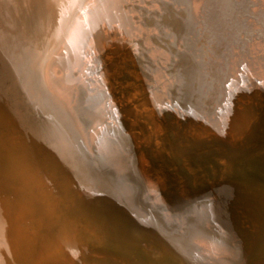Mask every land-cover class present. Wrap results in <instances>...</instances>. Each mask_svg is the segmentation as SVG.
Masks as SVG:
<instances>
[{
    "label": "bare ground",
    "instance_id": "bare-ground-1",
    "mask_svg": "<svg viewBox=\"0 0 264 264\" xmlns=\"http://www.w3.org/2000/svg\"><path fill=\"white\" fill-rule=\"evenodd\" d=\"M150 1L146 14L144 0H84L79 8L80 0H14L19 23L28 20V27L38 30L29 45L41 67L44 91L63 109L87 159L79 161L49 129H42L34 145L19 143L22 135L18 142L0 132V264L56 263L68 227L78 221L72 214L78 200L89 202L96 213L93 225L102 237V260L86 255L75 259L79 255L65 258L66 264H147L135 251L143 238L160 246L163 264H180L174 257L178 253L188 260L193 256L215 264L217 257L219 264H227L230 251L224 243L199 231L200 222L212 226L207 215L203 222L192 215L197 210L185 208L168 226L176 211L172 188L178 190L182 181L167 134L174 120H181L185 139L192 144L189 154L201 165L198 155L207 166L214 159L220 181L238 168L245 114L259 102L264 106V35L255 34L262 28H255L254 17L252 28L220 59L223 46L215 30L223 20L221 1L216 12L208 0H177L171 4L180 11L177 27L163 0ZM42 5L52 15L45 22ZM199 16L213 22V36L207 27L212 65L202 62L205 70L202 64L194 69L189 63L193 55L181 46ZM40 21L54 23L44 38ZM211 69L215 76L208 82ZM144 77L151 79L147 85ZM222 186L232 224L225 226L238 234L229 236H235L240 248L244 237L255 244L264 234V213L254 202L253 190L231 181ZM159 236L172 245L163 244Z\"/></svg>",
    "mask_w": 264,
    "mask_h": 264
},
{
    "label": "water",
    "instance_id": "water-1",
    "mask_svg": "<svg viewBox=\"0 0 264 264\" xmlns=\"http://www.w3.org/2000/svg\"><path fill=\"white\" fill-rule=\"evenodd\" d=\"M144 10L146 14L149 13L147 3L151 2L150 0H144ZM156 0H153L155 2ZM158 3L160 0H157ZM156 1V2H157ZM177 0L160 1L165 4V8H168V12L177 27L178 21H180V11L174 9L171 4L176 3ZM223 3L224 14L223 20L218 25V31L215 30L216 39L220 37V43L223 46V50H221V58L223 59L226 56V53L229 51V46H231L232 41H236L235 43H239V39L241 38V34H245L246 30H250L252 28V22L254 21V17L258 20V28L259 26L262 28L264 32V1L262 0H220ZM257 2H260V6L254 8L257 5ZM259 4V3H258ZM251 8H254L253 10ZM152 16L149 14L148 19H151ZM213 22L207 17L204 16V20H202V16L197 19L196 22L192 25L194 27L193 32L189 37H184V41L181 44L184 48V52L189 50L193 55V59L189 57L191 60L189 63L194 69H199V64L211 63V55L212 53L209 50V45L212 50H214L213 45L208 42L207 39L213 36ZM210 36L208 35V29ZM257 30V29H255ZM195 32V35H194ZM232 39L231 42L228 41ZM233 43V44H235ZM232 47V46H231ZM227 49V51H225ZM218 58V55L216 57ZM210 60V61H209ZM209 61V62H208ZM216 63L222 64V60H217ZM201 69L205 70V66ZM203 74L205 75L204 71ZM211 71V72H210ZM207 78L208 82L213 80L215 76V70H208ZM151 79L149 77H144L143 82H149ZM147 85V84H146ZM205 85H202V87ZM206 106V105H205ZM203 106L202 109H205ZM206 110V109H205ZM244 119L248 120L246 124L247 131L243 134V137L239 139V144H241L242 153L237 158L236 164L242 163L246 160L252 162V165H258L260 169V174L258 176H254L250 178L246 176L249 171L242 169V167L234 169L230 174L227 175L223 180H218L221 178L218 169H215V160L212 157V164L208 162L207 164L204 160L198 155V162L193 160V155H190L189 152L192 151V144L185 139L184 133V125L181 120L175 119L174 123L169 126V133L167 137L170 138L171 151L174 159L177 158V166L179 170V180L182 181V185L177 187H173V194L176 195V211L172 214V219H169L168 226L174 225V216L181 211H184L185 208H188L190 211L197 210L198 214H192L197 218L200 217L202 220L204 215H207L210 219L211 227H206L200 222V232L214 236L220 243H224L225 247L230 251L229 259L226 260L227 264H264V234L262 237L257 239L256 243L251 242L250 244L244 237L245 244L240 248L237 245L235 236L231 238L229 235L237 234L233 232V228H226L225 223L230 224L229 220V210L227 209V201L223 195V189L221 188L222 183L227 184L228 182H232L233 185L236 184H250L253 190V198L256 205L260 208V210L264 213V106L259 102L256 104V108H252L245 114ZM154 154V152H153ZM152 157L155 156V154ZM258 174V172H257ZM256 174V175H257ZM176 179L172 177L173 184L175 185ZM221 183V186L219 184ZM253 185H252V184ZM178 184V183H177ZM171 189V187H170ZM215 191H218L216 195H214ZM190 213V212H187ZM156 217H160L156 214ZM204 222V220H202ZM163 225H167L163 222ZM229 227V226H228ZM173 235V234H172ZM160 237V236H159ZM176 240V239H175ZM162 243H170L164 237H160ZM247 241V242H246ZM177 244L181 247L179 241ZM163 243V244H164ZM248 243V244H247ZM171 244V243H170ZM176 244V243H175ZM172 245V244H171ZM259 245V246H258ZM259 247V248H258ZM262 247V248H261ZM258 249H261L258 251ZM178 256V257H177ZM177 256H174L180 264H207L197 260L192 256L190 260L186 259L184 256L179 253ZM194 258V259H193ZM216 263L219 264L217 257H214Z\"/></svg>",
    "mask_w": 264,
    "mask_h": 264
},
{
    "label": "rangeland",
    "instance_id": "rangeland-1",
    "mask_svg": "<svg viewBox=\"0 0 264 264\" xmlns=\"http://www.w3.org/2000/svg\"><path fill=\"white\" fill-rule=\"evenodd\" d=\"M83 1L84 0H80V2L78 3L79 6H77L78 8L80 7ZM23 2L24 0H21V3ZM219 3H220V0H208L207 1V4L213 5V9L216 12L218 10L217 8H219L220 6ZM256 3L257 5H255L254 8H257L258 6H260V2L256 1ZM15 5H17V3H14V0H0V13L2 14V15L0 14L1 16L0 17V132L1 133L3 132L8 137H12L14 139L17 138L18 142L22 138L23 141L20 140L19 143L26 144V145H34L35 143L38 142V139L42 137L41 136L42 135L41 131H43L42 129H45V130L49 129L50 136L52 135H53L52 137L56 136L61 140V142H65L69 146V148L72 150L73 155H75L79 161H81L82 157H85L87 159L84 153L85 150L82 148L79 140L75 137L66 119L64 118L63 109L59 107L58 105H56V103L51 99V97L44 91V87L41 83L42 80L40 78L41 67L40 65L38 66L36 64L37 60H35V52L32 50L31 44L29 45V43L32 41L31 35L33 36V32L35 33V31H38V30L36 29V27L33 30L31 27L29 28L28 20L27 22L24 20L23 22L24 24L19 23L18 20L21 14L18 15L17 11L20 10V8L18 5L17 6ZM40 10L43 13V15H45L46 17L43 20L45 22V20H47L51 14L50 12L49 13L46 12L44 6ZM12 14L14 17L12 16ZM4 15H5V18H4ZM15 16H18L17 17L18 19ZM17 22L19 24H17ZM42 22H41L42 26L40 27L39 30H40V33H42L43 27H44L43 24H45V27H44L45 33H42L44 35L43 36L44 38L49 33V31L53 29L54 23L50 24L49 22L47 23H44V22L42 23ZM49 24L50 26L46 27V25H49ZM64 30H66V28L63 29L62 34H64L63 33ZM261 33L264 35V32L262 31V29L261 30L257 29L255 34L258 36ZM251 37L252 36H250L247 40H249ZM232 45L234 44L232 43ZM38 49L39 51H43L45 49V44H43V47L41 48L39 47ZM227 85L228 84L225 82L224 83L225 88L222 86L223 87L222 89H224V90L221 89L222 93L226 91ZM210 101H211L210 99L209 100L207 99L208 105H210V103L212 102ZM18 138L20 139L18 140ZM34 140L36 141L35 143H34ZM239 167H242V169L244 170H247V169L249 170L247 172L248 174H246V176L248 177L250 175V177L253 178L254 176H258L260 174V169L259 168L257 169L258 165L252 166V162L249 160L239 163L238 168ZM54 173L56 174V172ZM251 174H253L254 176L252 177ZM240 185H242L246 189L249 188L248 190H254V188L250 184L244 183ZM89 204H90L89 202H85V201L80 202L78 200V205H77L78 208L76 211H73L72 214H74L75 216L77 214V216H79L77 217L79 223L78 225H76V222L78 221L75 220V224L73 226L75 227L74 230L72 229L73 227L70 228L71 225L70 227H68L69 232L66 231V235L68 239L66 240L67 242L65 241V238L63 237L64 243H66L67 246L66 245H64L65 247L62 246V248L65 249L66 251L61 248L59 255H61L62 253L63 254L65 253V254L64 255L62 254L61 256H59V259L57 258L56 259L57 261L54 264H66L65 261L63 260H66L67 258H75L74 256H79V255L80 256L76 257L75 259L79 260L80 257H81L80 259H82V257H86V256H87L86 258H96L97 260H100L102 258L101 253L103 249V241L101 240L102 237L99 234L100 232L98 230V227L96 225H93V220H94V216L96 213L91 209V206ZM85 214H87V217H85L86 216ZM84 218L86 219L90 218V220L88 219L86 220ZM84 220L86 221L84 222ZM90 221L92 222V224L89 223ZM87 223L91 224L90 228H88L89 224ZM83 224L84 225L86 224V225L84 226ZM96 230H98V232ZM79 234H81L83 238L81 237V235L79 236ZM84 234H87L88 237H86V235L83 236ZM81 238H82V241H81ZM84 239L87 241V243L85 241L87 246L84 244ZM92 239H96V241ZM99 241L101 242L99 243ZM78 243L80 244L78 245ZM76 245L78 246L77 248H75ZM158 246L159 245L157 243H151L149 239L143 238L140 245L137 246L135 251L141 256V258L144 259V261L147 264H153V263L163 264V258H162V253H161L162 249L160 248L161 249L160 251L157 248ZM72 247H74V249ZM138 248H139V251H138ZM93 250L95 251L92 252ZM141 250L144 252H142ZM147 250L153 252L154 255L150 257L149 256L150 253H148ZM97 255H99L100 258ZM75 261H73L72 264H76Z\"/></svg>",
    "mask_w": 264,
    "mask_h": 264
}]
</instances>
